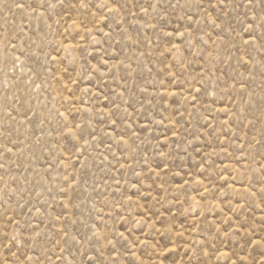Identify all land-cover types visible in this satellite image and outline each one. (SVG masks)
Returning <instances> with one entry per match:
<instances>
[{"label": "rangeland", "instance_id": "rangeland-1", "mask_svg": "<svg viewBox=\"0 0 264 264\" xmlns=\"http://www.w3.org/2000/svg\"><path fill=\"white\" fill-rule=\"evenodd\" d=\"M116 2L0 0V264H264V3Z\"/></svg>", "mask_w": 264, "mask_h": 264}, {"label": "snow or ice", "instance_id": "snow-or-ice-1", "mask_svg": "<svg viewBox=\"0 0 264 264\" xmlns=\"http://www.w3.org/2000/svg\"><path fill=\"white\" fill-rule=\"evenodd\" d=\"M253 2H254V0H248L249 4H252ZM58 3L63 4V0H58ZM261 3H264V0H261ZM16 6L18 8H23L24 7V5L22 3H18ZM48 6L49 7H55V5H53V4H49ZM102 7H106L107 10L110 13H113V12H117L118 13L119 9H120V6L117 4L116 0H111V4H109V0H104V3L102 5ZM213 23H215V22L213 21ZM167 35H171V33H167ZM179 35L181 37H183L184 33L181 32V33H179ZM197 91H199V89H197ZM113 123H115V122L113 121ZM27 260L31 261L32 257L31 256L27 257ZM37 264H39L38 261H37ZM232 264H235V262H232Z\"/></svg>", "mask_w": 264, "mask_h": 264}]
</instances>
